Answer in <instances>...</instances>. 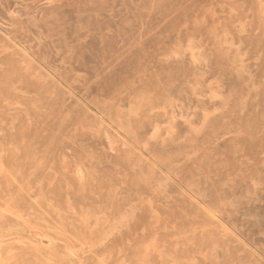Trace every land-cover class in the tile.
<instances>
[{
    "label": "rangeland",
    "instance_id": "rangeland-1",
    "mask_svg": "<svg viewBox=\"0 0 264 264\" xmlns=\"http://www.w3.org/2000/svg\"><path fill=\"white\" fill-rule=\"evenodd\" d=\"M0 152V264H264V0H0Z\"/></svg>",
    "mask_w": 264,
    "mask_h": 264
},
{
    "label": "bare ground",
    "instance_id": "bare-ground-1",
    "mask_svg": "<svg viewBox=\"0 0 264 264\" xmlns=\"http://www.w3.org/2000/svg\"><path fill=\"white\" fill-rule=\"evenodd\" d=\"M220 4V3H219ZM256 4V3H255ZM222 6V5H221ZM220 7V6H219ZM227 9H228V7H227ZM223 10H224V8H223ZM238 10H239V8H238ZM242 10V9H241ZM228 10H226V12H227ZM225 12V11H224ZM251 13H252V11H251ZM247 14V13H246ZM223 15V14H222ZM224 21V20H223ZM241 28V27H240ZM10 35V34H9ZM246 36H247V34H246ZM257 37V36H256ZM185 51V50H184ZM187 52V51H186ZM239 57H240V55H239ZM241 67V66H240ZM240 69V68H239ZM25 72V71H24ZM4 74H6V73H4ZM29 75V74H28ZM72 88V87H71ZM20 91V90H19ZM20 93V92H19ZM79 106V105H78ZM82 106V105H81ZM126 109V108H125ZM231 111V110H230ZM51 115V114H50ZM45 121V120H44ZM58 121V120H57ZM36 124V123H35ZM238 124H240V123H238ZM240 126V125H239ZM84 128V127H83ZM44 129V128H43ZM155 131V130H154ZM232 136V135H231ZM40 138V137H39ZM53 139H55V138H53ZM52 139V140H53ZM251 142H252V140L251 139H249ZM14 142V141H13ZM138 144V143H137ZM213 145H216V144H213ZM48 149V148H47ZM50 149V148H49ZM14 152V151H13ZM1 153V152H0ZM193 155V154H192ZM36 157H38V156H36ZM186 159V158H185ZM254 161V160H253ZM180 163V162H179ZM254 163V162H253ZM58 164V163H57ZM223 164H225L224 162H223ZM69 166V165H68ZM193 166V165H192ZM194 166H196V165H194ZM193 166V167H194ZM134 167V166H133ZM86 169V168H85ZM66 172V171H65ZM210 172V171H209ZM212 172V171H211ZM210 172V173H211ZM6 173V172H5ZM68 174V173H67ZM125 177V176H124ZM31 178V177H30ZM96 178V177H95ZM23 184V183H22ZM132 187V186H131ZM163 193V192H162ZM11 198H12V196H10L9 197V199L8 200H6L7 201V203H8V205H9V207H14L15 205L13 204V203H11L10 202V200H11ZM14 202V201H13ZM145 208H146V206H145ZM146 209H148V208H146ZM18 214V213H17ZM189 214V213H188ZM8 215H12V216H16V214H14V213H12V212H9V210H6V211H2L1 209H0V234L3 232V231H5V229H9V227H12V226H14L13 225V223L12 222H10L11 224H9V221L7 220V217H8ZM128 217V216H127ZM117 222V221H116ZM125 224H127V223H125ZM189 224V223H188ZM26 225H28V227H29V229H31L30 230V232L29 233H35V232H37V231H39L38 229H36L34 232H32L33 230L32 229H35L34 227H31V225L30 224H28V223H26ZM117 225V224H116ZM196 225H198V224H196ZM114 227V226H113ZM109 229H110V227H109ZM40 234V233H39ZM127 234V233H126ZM222 235V234H221ZM42 236H44V238L46 237V238H48L47 236H45L44 234L42 235ZM105 236V235H104ZM45 238V239H46ZM223 238V237H222ZM226 238V237H225ZM0 239H1V235H0ZM44 239V240H45ZM49 239V238H48ZM43 240V241H44ZM132 240V239H131ZM10 241V240H9ZM12 241H13V239H12ZM49 242H50V240H49ZM48 242V240H47V243H44V244H48L49 243ZM65 246V245H64ZM78 246V245H77ZM169 245H167V247H168ZM84 248H82V250H83ZM152 249V248H151ZM154 249V248H153ZM68 250V249H67ZM66 250V251H67ZM64 252H65V250H64ZM71 253V252H70ZM67 254H68V252H67ZM91 254V253H90ZM220 254V253H219ZM72 255V254H71ZM75 257V256H74ZM229 261V260H228ZM230 262V261H229ZM171 263V262H170ZM198 264V263H197Z\"/></svg>",
    "mask_w": 264,
    "mask_h": 264
}]
</instances>
